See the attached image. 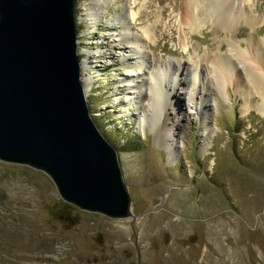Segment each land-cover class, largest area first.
<instances>
[{"label":"rangeland","instance_id":"rangeland-1","mask_svg":"<svg viewBox=\"0 0 264 264\" xmlns=\"http://www.w3.org/2000/svg\"><path fill=\"white\" fill-rule=\"evenodd\" d=\"M242 1L245 14L233 34L247 59L256 53L252 43L260 42L263 68L264 0ZM92 2L77 0L74 6L80 57L87 59L81 75L83 82L91 79L89 112L118 153L134 216L80 209L60 197L43 171L0 160V264H264V117L255 109L241 112L231 80L221 103L207 107L209 98L203 103L208 132L201 129L203 113L184 101L182 106L181 97H171L175 104L166 108L171 114L182 106L178 121L141 128L139 101L128 97L142 75L133 69L138 64L132 55L122 57L130 37L119 34L123 29L115 18L138 11L130 25L143 35L142 26L159 16L146 53L176 58L190 69L194 59L205 63L217 49L226 52L223 34L210 25L182 31L185 0H114L91 16ZM248 18L255 20L253 27ZM230 59L234 79L244 82L243 64ZM190 76L187 70L180 75ZM214 81L204 92L214 89ZM169 127H175L173 152L165 144Z\"/></svg>","mask_w":264,"mask_h":264},{"label":"water","instance_id":"water-1","mask_svg":"<svg viewBox=\"0 0 264 264\" xmlns=\"http://www.w3.org/2000/svg\"><path fill=\"white\" fill-rule=\"evenodd\" d=\"M72 0H0V160L43 171L60 197L133 217L118 153L87 104Z\"/></svg>","mask_w":264,"mask_h":264},{"label":"bare ground","instance_id":"bare-ground-1","mask_svg":"<svg viewBox=\"0 0 264 264\" xmlns=\"http://www.w3.org/2000/svg\"><path fill=\"white\" fill-rule=\"evenodd\" d=\"M112 1L114 0H93L91 11L88 15H100L104 6L112 3ZM227 1L229 3L225 4ZM134 2H136V0H134ZM243 3L245 2L242 0H185L182 13H180L181 29L187 27L190 31H193L205 25H210L216 33L223 34L222 38L227 43V50L225 53H221L220 50L217 49L213 52L214 54H212L210 60L208 59L209 61H205V63H200L198 59H194L190 65L191 69L188 65L184 66V62L182 65L181 61L176 60V58H153L146 53V40L152 37L153 27L157 21L156 18L159 16L154 19V22H149L142 26L143 35L134 32L130 25L134 19L136 20L139 13L138 11L132 9L128 16L122 13L116 16L115 25H119L120 23L123 29L119 34L127 33L130 37V45L127 48L128 50H124L122 57L127 58L132 55L133 60L138 64L135 65L133 69L141 71L140 74L142 75V78L133 85L134 89L131 91L132 94L129 95V97L127 96L130 102L139 101V106L136 109L139 117L138 123L141 128H143L147 122L151 124L150 126L152 128H155L157 123L161 122L167 124L171 118L178 121L177 117L182 113V106L186 104V108L194 109L198 112L201 111L203 113L201 129L208 132L210 129L204 124L208 112L207 107L221 103V98L225 97L223 88L225 84L231 82V80L242 99L241 112L245 114L255 109L264 117V67L262 68V46L260 42L252 43V48L255 49L256 53L251 55L252 58L247 59L243 47L241 46V41L236 40L233 34L234 28L238 24L240 17L245 14L243 12L245 9ZM246 21L251 23L250 25L252 27L253 23H256L255 20L250 21L249 18ZM180 38L183 41V46L186 48L188 45L186 37L182 35ZM249 39L250 41L252 40L251 37H249ZM217 48H220V46ZM232 55L239 63L243 64L245 74L244 82L239 79H234L236 66L231 62L230 57ZM86 62L87 59L84 57L82 59V69L86 66ZM185 70L191 75L189 78L180 77ZM212 77L215 80V83L213 82L214 89L210 90V93H206L204 90L208 89L207 85L211 82V79H213ZM84 80L86 92L91 86V79L89 77H84ZM133 80V78L128 79L129 85H132ZM178 87L183 89V94H185V96L182 94L180 95L179 91L176 89ZM199 89H201L200 93L198 92ZM254 94L256 96H254ZM165 97H169L171 101H167L166 104L162 103L160 100ZM171 97L176 99L179 97V100L182 99V106L178 108L173 107L170 114L166 112L167 104H175ZM254 97H257V100H253ZM206 98H209L208 100H210V102L204 103L207 100ZM203 103L207 105V107L204 108ZM180 109L182 110L180 111ZM173 128L175 129V127ZM170 129L169 127V130ZM174 129L168 132V139H165V144L169 152L175 151L176 148Z\"/></svg>","mask_w":264,"mask_h":264},{"label":"trees","instance_id":"trees-1","mask_svg":"<svg viewBox=\"0 0 264 264\" xmlns=\"http://www.w3.org/2000/svg\"><path fill=\"white\" fill-rule=\"evenodd\" d=\"M74 4H76L77 0H72Z\"/></svg>","mask_w":264,"mask_h":264}]
</instances>
